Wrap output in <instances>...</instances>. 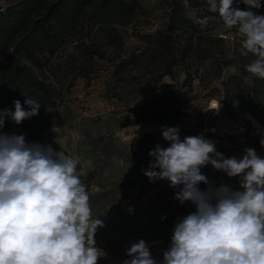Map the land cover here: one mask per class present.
<instances>
[{"label": "trees", "instance_id": "16d2710c", "mask_svg": "<svg viewBox=\"0 0 264 264\" xmlns=\"http://www.w3.org/2000/svg\"><path fill=\"white\" fill-rule=\"evenodd\" d=\"M163 4L167 9L165 23L151 34L139 35L141 47L128 53L124 32L134 30L140 16L146 13L141 0H13L0 9V112L5 109L14 112L15 100L26 111L30 110L24 103L27 97L41 105L38 115L19 124L10 116L5 117L0 134L24 135L35 127L63 128L67 116L57 110L63 92H68L76 80L89 79L97 72L99 63H111L112 79L117 82L124 81V76L141 77L142 82L133 85L132 90L140 93L148 90L141 97L144 101L156 92L164 77L174 78L178 72L187 76L180 89L130 109L129 114L137 124L178 126L181 140L202 135L215 142L216 150L225 158H242L248 147L264 158V146L260 144L264 138V79L246 71L245 66L255 57L251 53L241 55L242 37L238 30L227 28L221 19L217 24L202 25L198 0H164ZM261 5L251 10L264 16V0ZM220 26H224L223 31L217 29ZM197 77L204 82L205 90L213 82H220V89L210 91V95L223 93L217 98L218 110L230 119L249 114L260 125V133L253 134L248 124L233 134L222 133L216 123V109L205 111V107L189 105L190 94L194 93L191 83ZM25 140L29 144L37 143L33 139ZM80 145L85 149L77 155L95 165V169L86 172L81 164L77 165V174L90 195L93 218L103 220L104 213L114 205L119 206L130 191L136 192V201L150 195L138 209H142L140 213L148 220L147 224L155 223L165 236L173 234L179 220L196 212L191 201L181 204L175 199L179 188L154 193L159 183L150 182L144 175L153 162L149 152L157 145L169 146L161 130L143 134L135 149L128 152L123 144L108 140L100 144L90 136ZM48 147L53 153L67 154L64 147ZM43 148L47 150L46 146ZM114 161L129 168L123 177L128 183L126 189H121L124 185L121 183L108 188L102 184L107 168ZM209 169L212 170L208 172ZM201 172L213 188L227 185L242 190L239 177H228L210 164L201 168ZM135 178L141 182L137 187ZM91 187L98 191L93 192ZM208 187L201 183L200 190L207 191ZM127 212L131 214L133 210Z\"/></svg>", "mask_w": 264, "mask_h": 264}, {"label": "clouds", "instance_id": "9594fccd", "mask_svg": "<svg viewBox=\"0 0 264 264\" xmlns=\"http://www.w3.org/2000/svg\"><path fill=\"white\" fill-rule=\"evenodd\" d=\"M206 3L227 28L238 30L241 55L255 57L246 71L264 79V16L251 10L261 8V0ZM239 4L246 10L234 6ZM13 103L14 112H0V128L5 117L19 124L38 115L41 106L28 97L24 103L30 110L19 100ZM161 131L169 146L149 152L153 162L144 175L150 182L166 180L179 188L175 199L191 201L197 210L175 224L160 264H264V158L252 147L245 148L242 158H225L202 135L181 140L178 126ZM209 164L239 177L242 190L213 188L201 172ZM77 165L63 151L27 143L24 135L0 134V264H98L106 255L95 241L104 223L93 218ZM201 183L209 185L207 191L200 190ZM126 255L123 264H158L143 239L132 243Z\"/></svg>", "mask_w": 264, "mask_h": 264}, {"label": "rangeland", "instance_id": "374dc122", "mask_svg": "<svg viewBox=\"0 0 264 264\" xmlns=\"http://www.w3.org/2000/svg\"><path fill=\"white\" fill-rule=\"evenodd\" d=\"M12 1L0 0V9H5V6ZM141 1L143 10L146 13L140 16L134 30L128 29L124 32L125 51L127 53L141 47L142 43L138 39L139 35L151 34L160 29L165 23L167 9L164 8V0ZM198 2L201 4L200 15L203 18L200 21L202 25L217 24L221 19L219 15L208 10L206 0H198ZM234 6H238L241 10H244L245 7L243 4ZM217 29L223 31L224 26ZM113 69L111 63H99L97 72L91 75L89 79H78L68 92H63L62 99L57 105V110L62 115L67 116L63 128L57 130L53 128H31L25 132V139H33L42 147L46 146V148L52 145L66 148L67 155L77 159L82 170L86 172L95 169V165L90 160L83 161L81 156L77 155L79 151L85 149V146L83 147L80 144L86 137H93L100 144L107 140L116 144H123L128 152L135 149L137 141L143 134L156 133L162 130V125L156 123L137 124V120L129 114V110L133 107L143 106L145 103L160 98L173 90L180 89L187 76L182 72H178L174 75V78L164 77L157 86L156 92L144 101L141 97L148 90H143L141 93L138 90H132L133 85L142 82L141 77L135 76L130 79L124 76V81L117 82L112 79ZM231 71H226L225 74ZM191 88L194 93L190 94L192 101L189 105L205 107V111L216 109L215 119L218 129L222 133L233 134L248 127V125H250L253 134L260 133V125L249 114H244L238 119H230L218 110L217 98L223 93L219 91L210 95L212 93L210 91L212 88L220 89V82H213L211 88L205 90L204 82L199 81L197 77L193 79ZM116 94L117 97H115ZM116 119H120V122L117 123ZM124 124L126 126L122 127ZM127 168L128 166L123 162H112L104 174L103 186L108 188L112 184L118 185L121 183L124 184L121 189H126L128 183L124 182L126 180L123 177L126 175ZM210 170L212 169H209L208 172ZM135 180L134 186L137 187L141 182L137 178ZM155 181L159 185L154 193L170 188L169 182L166 180ZM199 188L201 189V184ZM91 189L93 192L98 191L96 187H91ZM135 193L130 191L119 206L114 205L107 210V213H104V219H101L104 226L97 229L95 241L96 246L106 255L103 256L102 253L98 264H123L124 260L129 259L126 255V249L140 239L148 243L150 252L158 264L162 262L163 252L168 248L172 234L165 236L161 228H158L155 223L147 224L148 220L143 218L140 213L142 209L138 208L149 200L150 195L136 201ZM128 209H132L133 213L128 214ZM164 236L167 238L163 239Z\"/></svg>", "mask_w": 264, "mask_h": 264}, {"label": "bare ground", "instance_id": "6f19581e", "mask_svg": "<svg viewBox=\"0 0 264 264\" xmlns=\"http://www.w3.org/2000/svg\"><path fill=\"white\" fill-rule=\"evenodd\" d=\"M248 116H249V115H248ZM248 116H247V117H248ZM249 118H251V117L249 116Z\"/></svg>", "mask_w": 264, "mask_h": 264}]
</instances>
